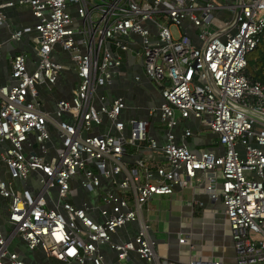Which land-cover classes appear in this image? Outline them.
<instances>
[{"label": "built area", "instance_id": "1", "mask_svg": "<svg viewBox=\"0 0 264 264\" xmlns=\"http://www.w3.org/2000/svg\"><path fill=\"white\" fill-rule=\"evenodd\" d=\"M14 5L29 6L36 19L37 66L29 71L25 54H14L0 85V165L7 172L0 174V264H27L16 242L61 263L102 264L104 244L118 261L134 254L150 263L157 241L147 224L129 240L112 235L137 221L152 197L176 188L222 204L233 261L199 253L159 264H264V84L245 74L264 32V0H9L0 8ZM4 17L0 11V24ZM121 52L137 59L158 92V104L146 103L142 114L108 93L125 74ZM64 70L77 83L48 112L36 87L55 85ZM104 119L109 129L94 132ZM190 120L217 135L220 152L185 142ZM78 187L98 204L77 205ZM194 193L191 208L202 203Z\"/></svg>", "mask_w": 264, "mask_h": 264}, {"label": "crops", "instance_id": "2", "mask_svg": "<svg viewBox=\"0 0 264 264\" xmlns=\"http://www.w3.org/2000/svg\"><path fill=\"white\" fill-rule=\"evenodd\" d=\"M9 0H0V4ZM73 8V5H70ZM0 11L4 14V22L0 24V85L5 82L7 75L11 70V59L16 53H23L27 58V67L32 71L37 66V59L34 53V38L36 32L33 26L36 19L32 15L29 6L14 5L11 7H2ZM29 27L31 30L24 32L17 40L11 38V33L23 28ZM122 69L124 75L116 76L108 89L110 97L121 96L125 99L130 109L135 114L144 113L146 103L155 105L159 102L158 92L153 88L152 83L145 77L137 59L130 52H121ZM60 59L67 64L71 61L66 53L60 56ZM139 77L136 80L134 77ZM77 77L69 70H64L57 83L48 86L45 83L37 85L38 100L41 108L52 112L54 102L59 99L69 100L72 89L77 83ZM137 108V110H136ZM109 123V126H107ZM194 129L193 135L186 138L185 142L195 148L215 149L220 152L221 148L218 143L217 135L212 133L206 127L199 124L198 120L184 122ZM110 122L104 119L102 125L94 126V132H105L109 129ZM183 124L173 128L175 140L181 143V130ZM113 132V130H111ZM160 133H163L162 131ZM150 135L158 136L152 129ZM163 136V135H162ZM1 146V145H0ZM148 156L157 158L158 153H147ZM161 158V157H160ZM0 174L7 177L4 166L0 165ZM111 190V189H110ZM78 196L74 199L77 205L83 201L90 204H98L96 198L85 190L78 187ZM192 189H178L170 195H160L151 198L148 209L143 208L140 211V217L133 223L126 224L116 229L112 235L113 241H123L132 239L140 226L145 223L149 226L148 235L157 241L156 253L157 258L145 263L138 259L134 254H130L126 260L118 261L116 253L109 245H101L100 249L103 254L102 264H159L163 258L177 260L185 256L202 254L203 256L220 257L226 262H232L234 251L225 226V219L220 212L222 204L219 201H211L201 191L195 192L196 202L193 208L186 203L193 195ZM1 219L5 217V201L0 199ZM99 212L95 210L92 213L94 219L100 220ZM180 234V235H178ZM190 245L193 247L190 248ZM27 264H78L75 261L61 263L45 255L40 249L30 250L26 248L23 242H16L12 245ZM86 264H91L87 262Z\"/></svg>", "mask_w": 264, "mask_h": 264}, {"label": "trees", "instance_id": "3", "mask_svg": "<svg viewBox=\"0 0 264 264\" xmlns=\"http://www.w3.org/2000/svg\"><path fill=\"white\" fill-rule=\"evenodd\" d=\"M245 74L253 81L264 84V32L255 49L247 56Z\"/></svg>", "mask_w": 264, "mask_h": 264}, {"label": "rangeland", "instance_id": "4", "mask_svg": "<svg viewBox=\"0 0 264 264\" xmlns=\"http://www.w3.org/2000/svg\"><path fill=\"white\" fill-rule=\"evenodd\" d=\"M107 126H109V123H107ZM192 130H194V129H192Z\"/></svg>", "mask_w": 264, "mask_h": 264}]
</instances>
